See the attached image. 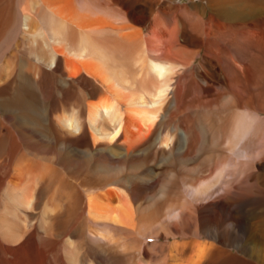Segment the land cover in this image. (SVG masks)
Listing matches in <instances>:
<instances>
[{
    "label": "bare ground",
    "instance_id": "6f19581e",
    "mask_svg": "<svg viewBox=\"0 0 264 264\" xmlns=\"http://www.w3.org/2000/svg\"><path fill=\"white\" fill-rule=\"evenodd\" d=\"M159 1L0 0V109L16 130L3 134L0 123V158L6 156L0 177L7 179L1 234L23 237L42 189L64 199L43 203L45 232L58 220V207L70 204L82 212L81 232L90 221L107 243L115 231L133 237L138 246L125 254L131 264H264V141L252 131L259 110L242 71L245 53L226 68L229 79L219 64L230 34L212 29L219 19L240 26L264 15V0H200L208 20L164 14L145 29L149 5ZM260 34L252 42L257 51ZM199 55V65L187 71ZM248 60L255 66L259 57ZM195 75L202 99L191 96ZM230 97L236 108L251 109V125L236 115L229 131L232 117L223 116L222 134L209 139L195 110L225 107ZM251 164H258L256 173ZM241 203L242 214L234 208ZM192 234L148 243L154 256L142 251V236ZM76 251L69 237L63 249L69 264H81ZM116 260L124 264L123 256Z\"/></svg>",
    "mask_w": 264,
    "mask_h": 264
},
{
    "label": "rangeland",
    "instance_id": "374dc122",
    "mask_svg": "<svg viewBox=\"0 0 264 264\" xmlns=\"http://www.w3.org/2000/svg\"><path fill=\"white\" fill-rule=\"evenodd\" d=\"M199 4H202L204 7ZM206 5L207 4L204 2L201 3L200 0H160L154 6L149 5L150 14L148 15V17L150 16L149 17L150 19L148 20V23L144 25V27L145 29H147L151 26L150 29H152V26H153L152 23L154 20L153 18L154 17L162 18L164 14L165 16L168 15V16L173 17V19L179 18V16L186 17L189 15H195V16L200 17L203 15V18L205 20H208L210 17V9L208 8L204 9L206 8ZM247 23L245 25L242 24L240 26H236V25L229 26V25H225L219 19V20H216L215 23H213L214 26H212V29L214 28L224 29L225 32H228L230 34L229 40L231 42L228 45L223 44V42L221 43V48L224 49L226 53L224 55L226 57L224 58L223 56L222 62L219 64L221 65V68L225 70V73L229 79L232 78L231 77L232 73L230 74V71L227 72L226 68L230 67V65L232 66L233 64L237 63L235 59L239 60V57H238L239 52L240 54H241V51L242 53H245V59H243L242 71H243V74H245V77L247 78L246 82L248 86L250 85L249 90L251 92L250 95H252V98H251V102L253 103L252 106H255L259 110L257 114L253 115L257 118V121L252 122L255 127V128L253 127L252 131L255 130L256 132H258V134L256 135V137H254V139H256L258 142H262L264 141L263 140L264 138V44H262L260 47V50L257 51L253 47L252 42H254L255 40H258V37L260 38V35H262L260 33H264V15L260 17L259 16L251 17V19ZM232 39H234L235 41L233 42ZM238 45L240 46V51H238V48H239ZM192 50H194L193 52H195V49H192ZM204 51H205V48L203 49L201 54H203ZM251 56L259 57V61L255 66H253L250 60H248V58H250ZM202 59H203V56L199 55L198 58L187 68V71H191L195 69L199 65L198 63ZM253 69H255L256 71H253V77H252L250 71H252ZM212 79L213 80L215 79L214 75ZM12 85L15 87V83H13ZM213 93L217 97H219L220 90L218 89L217 86L214 87ZM255 93L257 95H255ZM191 96L192 97L194 96L198 99H202L205 96L203 95L202 87L199 84L198 77L196 75L193 77V83L191 85ZM220 102H222L221 99H220ZM195 112L197 113V116L202 118L208 124V126H205V129L207 131V134L210 136L209 139H212V140L214 139L215 136L222 134V131H221L222 129L219 127V125L223 123V121H220V118L222 119L223 116L228 117L229 119L230 117H232L230 121L228 120L229 121L228 130L230 131V127H231L230 124H233L232 121L234 118H236V115H242V119L244 123L242 122L241 124H243V126L245 127V126L251 125L249 115L253 114L251 112V109H249V107L248 108H236L235 99L233 97H230L227 100L225 107H221L219 109L218 108L205 109V108L198 107L195 110ZM9 121H10L9 115L0 109V123L2 124L1 132L3 134H7L8 130L15 134L16 130L14 129V126L12 125V123H10ZM215 126L216 128L214 131ZM219 128H220V132H218ZM203 132L205 131L203 130ZM14 137L16 138V142L18 143L21 142L17 135ZM248 138L249 139L247 140V142H251L253 139L252 137H248ZM9 144L11 143H8L7 145ZM0 159H1L0 160V171H2L1 173H3V170H6V169L1 163L4 162L3 160H6V156H2ZM258 167H259L258 164H251L250 165L251 170L249 172L256 173L258 171ZM3 174H1V177H0V186H1L0 187V203L2 201V194L4 193L3 190L6 189V185H7V179H4L5 181L2 179ZM230 177H231V180L234 178L233 176H230ZM214 178H215V175L207 179L206 183L212 182ZM247 183L249 184H247L246 186L252 185V182L250 180ZM191 190L193 189L191 188L188 191H191ZM186 192L185 194H187ZM37 194H38L37 195L38 201H40L39 203L40 205L37 206L38 208L35 209L34 211L31 210L32 214H36V215L34 219L32 220V222L31 223L29 222L28 225L24 228L25 231H24L23 237L17 240H13V241L9 240L8 237L2 236L1 227H0V264H69L67 257L65 255V252H63L64 246L66 245L67 239H69V237H71L75 241L77 256L79 257V262L81 264H92V262L93 264H118L116 260V256H119V257L123 256L124 264H131V258L126 257L125 254L129 252H134L133 250L135 249V247L137 248L138 246L137 245L138 243L134 241L135 239L133 237H128L125 234L115 231L112 234L113 236L109 238L111 239L110 240L111 242L108 241L107 243V241L103 240L102 238L96 237L91 232L92 223L90 221L85 222V224L83 225L84 232H81L82 228H79L80 229L79 230L78 226H79V223L83 221L82 212L80 210L72 212L70 204L68 206L66 205L64 208L62 206L58 207V210H57L59 213V215L57 216L58 220L55 223L48 224L47 227L48 228L50 227V229L47 232H45L44 229H42L41 221H40L42 220L41 212L43 209L42 208L43 203L47 200H51V201L58 200V201L63 202L64 199L59 200V198L56 197L55 194L51 192L50 190L45 191V190L39 189V192ZM3 196L5 198V193ZM3 202L4 201H2L1 203L2 206L4 205ZM68 208L69 210H67ZM234 208L239 209L238 210L239 213L241 212L244 213L245 211H247V203H241L239 208H237V206H235ZM0 212H1L0 218H2L3 220L4 213L1 210ZM68 213L70 214V216ZM9 216L6 219L9 220L10 222H13V219L10 218ZM69 219L70 221L67 222L68 226H66L65 224L60 226L63 222L68 221ZM246 225L247 224H246L245 218H243L240 222V226L247 227ZM240 226L239 228H236V230H238V232H240L239 234L241 235L243 234L242 232L244 229L243 227H240ZM63 231H66L65 235L62 234ZM67 234H70V235H67ZM193 237H195L193 234L188 235V236L178 235V236H170V237L156 236V237H149L147 239H144V237L142 236V241L147 242L145 244H141L142 251L148 254L147 256L151 257L152 255L154 256V254L151 253L150 249L145 248L147 247L146 245L148 243L149 244H156V243L168 244L178 239L181 241H187ZM203 240H206L207 242H209L211 241V238L203 237ZM232 252L237 253V249L233 248ZM152 258H154L155 260V257H152Z\"/></svg>",
    "mask_w": 264,
    "mask_h": 264
}]
</instances>
